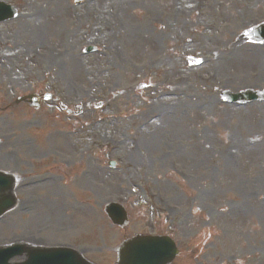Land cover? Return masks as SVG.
Masks as SVG:
<instances>
[{
	"label": "rangeland",
	"instance_id": "rangeland-1",
	"mask_svg": "<svg viewBox=\"0 0 264 264\" xmlns=\"http://www.w3.org/2000/svg\"><path fill=\"white\" fill-rule=\"evenodd\" d=\"M220 4L238 12L227 30L233 29L232 44L251 46L261 58L258 83L240 86L242 80L214 71L215 65H207V79L191 71L198 68L194 60H208V52L218 62L225 36L204 43L197 34L217 21ZM16 6L17 18L0 25V171L16 175L19 204L0 221V246L30 243L27 236H33L43 247L71 245L87 258L106 259L119 232L101 209L127 201L145 211L207 213L210 252L221 253L208 264H264V103L238 106L220 99L224 91L264 87V46L241 38L242 28L264 21V0H87L81 7L68 0H16ZM77 28L90 36L69 34ZM142 32L156 37L154 49L140 46ZM125 37L138 44L136 53ZM17 44L33 50L22 54ZM88 46L96 52L86 56ZM62 47L67 53H52ZM104 62L112 72L102 70ZM145 64L150 72L134 76ZM33 92L52 100L37 112L15 105ZM152 93L175 95L176 101L168 100L176 104L158 108ZM58 105L81 114L67 115ZM147 110L155 112L156 129L130 119ZM41 178L46 181L34 182ZM63 197L79 211L71 220L63 216L64 226L55 225L47 213L62 215ZM19 206L28 212H18ZM31 218H45V224L31 225ZM92 224L97 237L89 245L85 235Z\"/></svg>",
	"mask_w": 264,
	"mask_h": 264
},
{
	"label": "bare ground",
	"instance_id": "bare-ground-1",
	"mask_svg": "<svg viewBox=\"0 0 264 264\" xmlns=\"http://www.w3.org/2000/svg\"><path fill=\"white\" fill-rule=\"evenodd\" d=\"M215 5L214 3H208L207 5ZM216 12L215 14H218V18H217V22H213L210 21V25L208 27L207 30L204 31V34L207 36H210L211 38H213L214 40H218L219 38H223L228 30L227 27H230L231 24V20H236L237 19V15H236V10H235V6L234 5H227V4H220L216 7ZM83 29H85V26H83ZM78 33V35H80L82 38L86 37L88 38L90 35L86 34L85 32H83L82 30H80L79 28H77L76 31H71L70 35H76ZM142 36H141V40L139 42L140 46H142L143 48L147 49H154L157 45L156 42V37L153 36H149L146 32H142ZM202 34V35H204ZM219 35V36H218ZM230 38L227 39V42L223 45H221L220 47V56L218 57V60H220L218 63H216V67L214 69V71L216 72H223L224 74H226L227 76L237 73L239 72L240 74L243 73H249L252 72V69L247 66V64L250 61H253L255 64H260V59L258 58V56L254 55H250V54H243L240 52L235 51L234 49L231 48V42L229 40ZM125 40H127L126 42V47L132 52V53H136L138 50V44L134 43L131 41V39H128L127 37H125ZM90 42V41H89ZM135 47V50L133 51V48ZM62 50V49H60ZM53 54H59V52H52ZM67 53L65 52H61L62 54ZM210 55V58H208L210 63H214L212 62L213 59V53H207ZM113 56H115V53L113 52ZM69 57V56H68ZM159 62V61H156ZM110 63H106L104 62L102 65V69L106 70L107 74L112 72L111 68L108 66ZM210 65V64H209ZM264 66V63H263ZM151 70V65H146L144 66L141 70L135 71L133 73L134 76L139 75L142 72L148 73ZM193 74L194 73H198L201 76V79H203V77L205 79H207V73L210 71V68L207 67V65H201L198 69L196 70H192ZM196 71V72H195ZM179 77V76H178ZM235 79L238 80H242L240 82H238V84H246L247 83V79H240L239 77H235ZM163 80H165V78L163 77ZM256 81L254 82H258V77L255 78ZM212 84V83H210ZM152 99L155 101V105L158 108H167L170 109L169 106H174L176 104V96L175 95H169V94H165L163 95H155L152 93ZM168 99H175V101L173 100H168ZM155 112H149L148 110L146 112H140L134 116H132V118L135 121L138 122H142L140 123V128H142V125L145 127L146 125H151L152 128L156 126H154V118L152 117V115ZM146 128H148L146 126ZM156 132H159L158 130H156ZM63 201V200H61ZM65 201V205H62V208L64 210V212L66 214L69 213L68 211V206H67V200ZM49 216H51L53 219L56 218V214L55 213H47ZM29 221L31 223H33L34 225L37 226H43L45 223L44 219H40L38 218L36 221L35 219L31 218V220L29 219ZM13 242V241H12Z\"/></svg>",
	"mask_w": 264,
	"mask_h": 264
},
{
	"label": "water",
	"instance_id": "water-1",
	"mask_svg": "<svg viewBox=\"0 0 264 264\" xmlns=\"http://www.w3.org/2000/svg\"><path fill=\"white\" fill-rule=\"evenodd\" d=\"M56 255L60 257L61 256V253L60 254L57 253ZM0 264H5V263L4 262H0Z\"/></svg>",
	"mask_w": 264,
	"mask_h": 264
}]
</instances>
